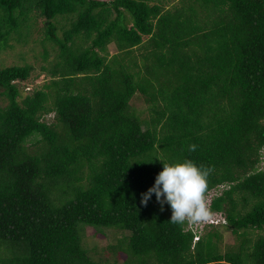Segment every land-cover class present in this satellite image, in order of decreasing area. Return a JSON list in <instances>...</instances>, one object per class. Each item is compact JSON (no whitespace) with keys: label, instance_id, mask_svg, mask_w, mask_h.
I'll use <instances>...</instances> for the list:
<instances>
[{"label":"trees","instance_id":"trees-1","mask_svg":"<svg viewBox=\"0 0 264 264\" xmlns=\"http://www.w3.org/2000/svg\"><path fill=\"white\" fill-rule=\"evenodd\" d=\"M180 2L0 0V51L37 11L62 58L51 91L25 96L18 82L34 67L0 63V264H99L80 224L129 231L112 246L125 264H264V236L221 253L217 231L194 245L188 221L172 223L155 194L142 203L164 163L191 159L210 169L205 195L227 186L210 205L226 227L264 229V0ZM69 15L61 36L56 19ZM81 34L90 43L74 48ZM141 45L133 71L126 59ZM239 200H253L249 210Z\"/></svg>","mask_w":264,"mask_h":264},{"label":"rangeland","instance_id":"rangeland-1","mask_svg":"<svg viewBox=\"0 0 264 264\" xmlns=\"http://www.w3.org/2000/svg\"><path fill=\"white\" fill-rule=\"evenodd\" d=\"M111 1V0H107ZM166 7H176L180 6L182 3L181 0H158ZM75 17L69 15L67 18L58 17L56 23L59 27L58 34L63 36L64 30L69 28ZM22 35H19L17 32H14L9 40L8 47L0 51V63L2 66H11V65H24L31 64L34 67L31 77L22 82H18L19 87L23 90L24 96L32 94L36 89H45L51 91V88L48 87L52 83L53 75L51 71L55 69L59 61H62L60 56V47L55 42L47 39L46 37V25L45 17L40 15L37 11H34L30 15L28 23L25 24L21 30ZM90 41L86 39V36L80 35L75 37L73 47L74 48H83L88 46ZM110 55L117 53L118 47L115 43H111L108 46ZM148 54V51L144 46H139L135 49L130 59H126L133 68V71L138 69H143V59L144 56ZM137 62L138 67L133 64ZM54 100L52 96L50 97L49 102L52 103ZM132 105L135 111L141 115L142 118L148 119L149 103L146 101L145 96L140 92H137L134 98L132 99ZM8 104V100L5 97L0 96V106L4 107ZM55 113L45 115L43 120L48 123H53L55 121ZM29 146L37 147L34 142L29 141ZM261 162L259 164L260 168L264 169V149L261 151ZM227 186H219L212 189L206 196L205 200L207 206L209 207V202L213 197L220 195ZM251 200L250 205H246L242 200H239L238 208L245 212L249 210V207L252 205ZM153 206H158L161 213L164 216L170 217L172 215L171 208L165 204L162 205L156 200L152 201ZM222 215L225 216L223 212ZM214 216H210L207 221L193 223L197 227L200 237L203 239L211 231L212 233L218 232V235L213 238V243L219 249L221 253H226L228 251H237L240 247V244L243 241H252L254 242L259 237L264 236V229L250 228L247 230H241V235L234 233L232 229L226 227V225H210L206 222H211ZM190 222L186 228L188 229ZM79 229L83 235V243L87 248V252L92 259L96 260L99 264H125L127 256L119 250H113L112 246L117 245L119 239L125 235H129V231L121 230L118 227H94V226H84L83 224L79 225ZM243 232L246 233L243 234Z\"/></svg>","mask_w":264,"mask_h":264},{"label":"clouds","instance_id":"clouds-1","mask_svg":"<svg viewBox=\"0 0 264 264\" xmlns=\"http://www.w3.org/2000/svg\"><path fill=\"white\" fill-rule=\"evenodd\" d=\"M195 150V144L188 146V151ZM209 173L210 169L196 164L191 159L171 164L164 163L163 170L157 174L154 184L141 194L142 203L147 204L155 194L162 207L167 204L171 208L172 223L183 224L185 221L197 223L207 221L212 215L214 216L212 221L206 224L226 225V215H222V212H212L210 210L212 200L209 207L205 200Z\"/></svg>","mask_w":264,"mask_h":264},{"label":"built area","instance_id":"built-area-1","mask_svg":"<svg viewBox=\"0 0 264 264\" xmlns=\"http://www.w3.org/2000/svg\"><path fill=\"white\" fill-rule=\"evenodd\" d=\"M189 228L193 230L195 237H194V243L200 239V234L198 233L197 227H195V224L190 223Z\"/></svg>","mask_w":264,"mask_h":264}]
</instances>
